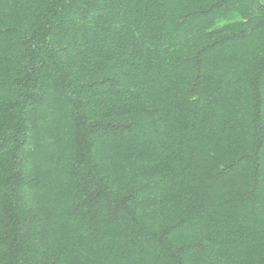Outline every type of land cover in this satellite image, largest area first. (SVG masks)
Masks as SVG:
<instances>
[{
	"label": "trees",
	"instance_id": "obj_1",
	"mask_svg": "<svg viewBox=\"0 0 264 264\" xmlns=\"http://www.w3.org/2000/svg\"><path fill=\"white\" fill-rule=\"evenodd\" d=\"M0 264H264V0H0Z\"/></svg>",
	"mask_w": 264,
	"mask_h": 264
}]
</instances>
